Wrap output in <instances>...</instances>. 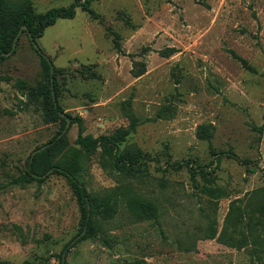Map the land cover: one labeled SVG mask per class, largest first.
<instances>
[{"label": "rangeland", "instance_id": "1", "mask_svg": "<svg viewBox=\"0 0 264 264\" xmlns=\"http://www.w3.org/2000/svg\"><path fill=\"white\" fill-rule=\"evenodd\" d=\"M82 1L30 0L36 13L75 5L36 43L62 115L78 120L49 119L26 33L0 57V264H60L81 230L62 173L27 178L30 153L59 131L39 167L72 170L95 208L66 264H264V0ZM79 135L118 140L87 154ZM125 148L140 169L118 163Z\"/></svg>", "mask_w": 264, "mask_h": 264}, {"label": "trees", "instance_id": "2", "mask_svg": "<svg viewBox=\"0 0 264 264\" xmlns=\"http://www.w3.org/2000/svg\"><path fill=\"white\" fill-rule=\"evenodd\" d=\"M90 2L91 0H83L80 5L84 9H87ZM74 6V4H71L67 7H52L44 12L36 13L31 6L30 0H0V57L4 58V54L9 53L10 51L13 53V50L11 49L14 38L18 31L24 26L21 32L26 33L28 36L31 47L39 56L40 62L45 67L47 72V103L50 111L47 112V115L51 121L61 119V130L66 124V119L63 118L69 117L72 121L78 119L70 117L69 115H62V109L56 100V69L51 60L42 54L40 48L37 46L36 39L42 35V32L46 27L54 24L57 19L73 18L75 14ZM232 55L243 64L245 63L244 59L239 57L237 54L232 53ZM60 134L61 131L54 135L48 142L42 144L30 153L27 161V178H41L48 171H52L62 173L70 182L72 190L79 204L82 218V227L78 234L70 239V241L64 246L60 254V264H66V261L63 259V252H66L70 246H72V241L75 240V243L79 239L86 238L91 234L95 208L91 196L88 192H86L85 187L81 184L79 178L72 170L62 167L60 163L55 161L50 162V159H48L47 167L43 169L39 167L40 158L42 159L43 156L48 155L49 153L53 155L56 150L62 148L64 134ZM98 140L102 142H116L118 139L117 137H101ZM98 140L96 141L90 136L79 135L77 142L87 154H91L97 147ZM137 157L139 159L140 169V166H142V164H140V161L142 160L140 151L129 152L125 148L115 158L120 164L123 162H129L133 166L137 162ZM204 190L210 191L211 189L206 187ZM131 204L135 209L139 206V219H144L151 216V211L148 209L152 207V203L150 201L139 197V201H137V199H133ZM236 210L237 207L230 208L231 213H234ZM258 211L259 214L264 217V210L259 208Z\"/></svg>", "mask_w": 264, "mask_h": 264}, {"label": "water", "instance_id": "3", "mask_svg": "<svg viewBox=\"0 0 264 264\" xmlns=\"http://www.w3.org/2000/svg\"><path fill=\"white\" fill-rule=\"evenodd\" d=\"M23 28H24V26L18 31L17 35L15 36L14 41H13V44H12V48L14 47V45H15V41H16V39H17L19 33L21 32V30H22ZM52 95H53V92H52ZM67 122H68V121H67Z\"/></svg>", "mask_w": 264, "mask_h": 264}]
</instances>
